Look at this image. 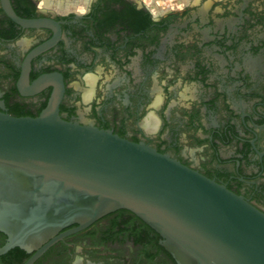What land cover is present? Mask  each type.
<instances>
[{"label":"flooded vegetation","instance_id":"obj_1","mask_svg":"<svg viewBox=\"0 0 264 264\" xmlns=\"http://www.w3.org/2000/svg\"><path fill=\"white\" fill-rule=\"evenodd\" d=\"M61 88L63 120L145 143L264 212V0H0V112L36 118ZM164 241L120 209L34 264H177Z\"/></svg>","mask_w":264,"mask_h":264},{"label":"water","instance_id":"obj_2","mask_svg":"<svg viewBox=\"0 0 264 264\" xmlns=\"http://www.w3.org/2000/svg\"><path fill=\"white\" fill-rule=\"evenodd\" d=\"M62 94L36 118L0 112V254L34 252V264L125 209L164 237L177 264H264V212L145 143L63 120Z\"/></svg>","mask_w":264,"mask_h":264}]
</instances>
